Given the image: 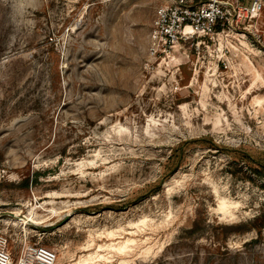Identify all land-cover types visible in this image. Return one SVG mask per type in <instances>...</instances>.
Returning a JSON list of instances; mask_svg holds the SVG:
<instances>
[{
  "label": "rangeland",
  "instance_id": "1",
  "mask_svg": "<svg viewBox=\"0 0 264 264\" xmlns=\"http://www.w3.org/2000/svg\"><path fill=\"white\" fill-rule=\"evenodd\" d=\"M173 2L0 0L14 260L38 244L57 264H264V13L170 42Z\"/></svg>",
  "mask_w": 264,
  "mask_h": 264
},
{
  "label": "built area",
  "instance_id": "2",
  "mask_svg": "<svg viewBox=\"0 0 264 264\" xmlns=\"http://www.w3.org/2000/svg\"><path fill=\"white\" fill-rule=\"evenodd\" d=\"M264 13V0H174L157 12L162 36L168 41L197 35L213 39L226 31L243 29ZM55 250L38 244L25 247L14 260L7 239L0 237V264H55Z\"/></svg>",
  "mask_w": 264,
  "mask_h": 264
},
{
  "label": "bare ground",
  "instance_id": "3",
  "mask_svg": "<svg viewBox=\"0 0 264 264\" xmlns=\"http://www.w3.org/2000/svg\"><path fill=\"white\" fill-rule=\"evenodd\" d=\"M18 213V212H17ZM19 214V213H18ZM28 219L29 220H22L21 221V223H23V224H25V225H27L28 223H32V222H35V223H38L37 221L38 220H36L34 217H33V213L32 212H30V214L28 215ZM127 242H131L130 240H128ZM119 251H122V247L121 248H119ZM58 260V259H57ZM55 264H57V261H56V263Z\"/></svg>",
  "mask_w": 264,
  "mask_h": 264
},
{
  "label": "trees",
  "instance_id": "4",
  "mask_svg": "<svg viewBox=\"0 0 264 264\" xmlns=\"http://www.w3.org/2000/svg\"><path fill=\"white\" fill-rule=\"evenodd\" d=\"M259 169L257 170H253L254 173L260 177H263L264 176V165L263 164H259Z\"/></svg>",
  "mask_w": 264,
  "mask_h": 264
}]
</instances>
